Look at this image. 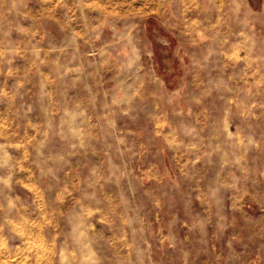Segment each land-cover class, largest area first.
Masks as SVG:
<instances>
[{
	"label": "rangeland",
	"instance_id": "1",
	"mask_svg": "<svg viewBox=\"0 0 264 264\" xmlns=\"http://www.w3.org/2000/svg\"><path fill=\"white\" fill-rule=\"evenodd\" d=\"M0 264H264V0H0Z\"/></svg>",
	"mask_w": 264,
	"mask_h": 264
}]
</instances>
